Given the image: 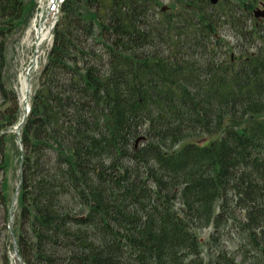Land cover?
<instances>
[{
    "label": "trees",
    "instance_id": "obj_1",
    "mask_svg": "<svg viewBox=\"0 0 264 264\" xmlns=\"http://www.w3.org/2000/svg\"><path fill=\"white\" fill-rule=\"evenodd\" d=\"M260 2L65 0L18 148L26 264H264V22L243 18ZM34 8L0 0V38ZM225 22L244 39L237 60Z\"/></svg>",
    "mask_w": 264,
    "mask_h": 264
},
{
    "label": "rangeland",
    "instance_id": "obj_2",
    "mask_svg": "<svg viewBox=\"0 0 264 264\" xmlns=\"http://www.w3.org/2000/svg\"><path fill=\"white\" fill-rule=\"evenodd\" d=\"M48 1L49 0H37V6L34 8V13L32 15V17H34H31L32 19L20 30L14 26L13 29L6 31L0 38V135L4 133L3 131L9 135L8 139L6 140V151H8L7 153L11 155V165L9 166L8 172L6 173L0 170V264H21L18 257L15 256V240L12 231L9 230V224L5 213V205L2 204L4 200L2 181L3 179H6L7 182L9 208H14L16 206V202H13L14 198L16 197L17 188L20 184L21 172L20 163L18 160V141L17 138H15L14 133L11 132L14 129V125L22 116L21 94L17 88L18 72H20V68H23V70L26 69L29 64L28 62L24 65L22 64L20 49L22 46V38L36 17H38L40 23L47 17V25L53 19L54 12L49 9ZM163 5L169 6V9H172L173 7H179L178 0H159V5L152 6V9L157 13V10H162L161 8ZM60 13L61 11L59 10L57 15ZM250 18L251 20L249 25L254 24L255 20L253 15H250ZM220 34L224 38L225 42L229 43L233 49L232 50L230 47L223 49V52L227 54V57L230 56L232 51L236 53V56H238L239 50L237 47L241 45L242 41L236 35V29L232 27L230 23H224L221 25ZM46 49L47 52L41 57L39 67L32 72L33 87H38L40 74L49 62L50 50L52 49V46L48 45L46 46ZM255 50L256 43L252 44L250 52ZM28 51L32 52V49H28ZM212 231V228L205 229L200 233V237L207 240ZM239 242V238L236 237L235 239L228 240L225 245L230 249V251H235Z\"/></svg>",
    "mask_w": 264,
    "mask_h": 264
},
{
    "label": "bare ground",
    "instance_id": "obj_3",
    "mask_svg": "<svg viewBox=\"0 0 264 264\" xmlns=\"http://www.w3.org/2000/svg\"><path fill=\"white\" fill-rule=\"evenodd\" d=\"M48 18L46 17L40 23L39 19H34L31 26L26 30L25 35L22 38L21 43V62L24 65L25 63H29L26 69L20 68V72H18V86L17 88L21 94V100L24 101V98L29 91V81H28V71L29 68L35 64L34 70H36L40 65L41 57L44 56L47 52L46 46L51 45L52 37H51V27L53 23V19L47 25ZM28 49H32V52H29ZM28 59V60H26ZM32 71L29 74H32Z\"/></svg>",
    "mask_w": 264,
    "mask_h": 264
},
{
    "label": "water",
    "instance_id": "obj_4",
    "mask_svg": "<svg viewBox=\"0 0 264 264\" xmlns=\"http://www.w3.org/2000/svg\"><path fill=\"white\" fill-rule=\"evenodd\" d=\"M214 2H216V0H213ZM255 15L256 16H264V10H257L255 11ZM35 66L33 65L31 67L34 68ZM28 81H29V91L27 92V95L24 99V114H23V117L21 119V121L19 122L18 126L16 127V134L18 136V140H19V143L22 147V140H21V129L23 128V125H24V122H25V119L27 117V115L29 114V111H30V105H29V102H30V94H31V78L30 76L28 75ZM11 224H12V221H11Z\"/></svg>",
    "mask_w": 264,
    "mask_h": 264
}]
</instances>
